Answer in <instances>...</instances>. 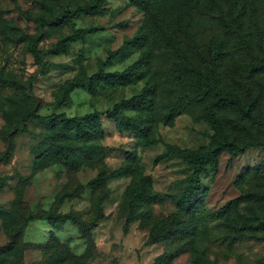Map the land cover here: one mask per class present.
Returning <instances> with one entry per match:
<instances>
[{"label": "rangeland", "instance_id": "374dc122", "mask_svg": "<svg viewBox=\"0 0 264 264\" xmlns=\"http://www.w3.org/2000/svg\"><path fill=\"white\" fill-rule=\"evenodd\" d=\"M94 1L0 0V207L10 212L0 217V248L13 242L12 251L0 249V264H264V224L256 230L259 240L245 238L229 249L223 242L237 234V218L253 226L256 217L264 219V171L257 179L251 174L241 178L246 169L260 165L264 148L238 156L222 152L205 167L199 186L203 210L226 206L244 188L252 198L219 226L201 227L177 207L190 174L186 163L178 158L154 161L169 147L204 152L220 142L201 116L211 103L168 123L152 118L155 144L145 147L106 117L114 104L144 91L154 93L155 108L163 114L182 97L196 94L188 81L190 70L211 73L209 88L252 105L248 121L223 113L225 132L239 146L264 145V0H198L186 18L189 38L168 27L179 57L166 41L148 35L151 78L128 86H100L91 94L77 83L99 70L122 72L139 59L141 51L129 44L141 42L146 25L142 8L132 0H104L97 15L42 30L33 12L40 6L50 17L66 5L75 9ZM93 28L100 31L73 44L67 56H43L76 30ZM24 37H38L39 59L26 51ZM92 113L99 116L104 134L90 133L85 142L74 135L58 137L48 124L33 119ZM127 153L134 154L132 160ZM125 164L133 167L131 176L110 177ZM143 176L150 178L153 201L134 205L127 190ZM43 213L68 219L57 229L34 221L19 230L29 215ZM166 223L173 224L168 239L152 244V236L161 234ZM50 232L56 238L50 239Z\"/></svg>", "mask_w": 264, "mask_h": 264}, {"label": "trees", "instance_id": "16d2710c", "mask_svg": "<svg viewBox=\"0 0 264 264\" xmlns=\"http://www.w3.org/2000/svg\"><path fill=\"white\" fill-rule=\"evenodd\" d=\"M139 5L145 16L146 25L143 27L141 42L137 39L129 45L136 47L141 51L139 59L131 66L124 69L122 72H104L99 70L97 73L89 77L85 82L77 83L83 88H87L91 94L97 92V88L100 86H128L132 85L140 80L151 78V65L153 53L148 49L146 42L148 41V35H152L160 41H166L168 47L172 49V55L179 57L180 53L175 43L174 36H168V27H172L175 31L185 34L186 38L191 36L190 33V22L187 20L192 16V7L198 0H132ZM104 4V0H95L89 5L79 6L75 9L69 6H64L59 14L46 17L35 9L33 12V21L37 25L39 30L44 28H58L66 26L69 23L77 20L83 16H94L97 15ZM175 11V15L170 11ZM170 15V16H169ZM25 16L31 18L29 13H25ZM175 16V17H174ZM187 18V19H186ZM100 29H79L59 40L54 48L47 50L43 53L45 57H59L67 56L69 54L70 47L82 41L88 36H92L98 33ZM24 41L27 44L26 51L31 53L36 59H39V52L37 50L38 37H24ZM181 64V63H180ZM190 75L188 78L191 88L195 91L194 96H184L177 103L168 107L163 114H160L155 108L154 104V93L144 91L142 94L131 98L129 101H121L114 104L110 110L106 112L108 120L112 121L119 132L129 133L134 136L143 147L155 144L154 140L151 139L149 123L152 118H159V122L168 123L173 116H179L181 114L189 113L191 110L198 107H203L208 101L211 106L202 113L203 120L210 125L213 129L216 137L219 139V143L209 147L204 152L199 151H182L177 147H169L166 152L156 157L155 163L169 160L172 158L182 159L190 170V174L187 177V183L185 188L180 194L177 207L185 212L190 217L191 221H195L197 226H209L212 224L213 227L219 226V224L226 218H230L235 214V211L245 204L249 205L251 202V192L244 188L240 197L234 201L228 203L226 206L214 211L208 212L202 209V201L199 199V186H200V175L205 167L215 162V159L222 152H228L232 156H238L244 154L250 149H261L264 145L261 143L248 142L244 146H239L236 142L230 138L225 132L223 126V120L221 115L223 113H232L239 115L245 121L251 120L252 118V105L241 102L237 97H233L228 94H223L218 88H209L207 82L209 81L210 74H202L200 72L189 71ZM188 73V74H189ZM195 76V78L193 77ZM72 85H69L66 91H69ZM63 103H67L66 99H62ZM132 110L135 112L134 116L125 114L126 110ZM33 119L40 123H46L54 130L56 136L66 138L70 135H74L79 141L85 142L90 133H95L98 136H103V129L99 116L97 114H88L81 118H65L62 115L52 114L48 117H37ZM134 154L127 153L128 159H133ZM58 158L60 160H66V157L59 153ZM264 171V157L260 162V165L246 169L242 174L241 178H245L247 174H251L252 178L257 179ZM133 173V167L131 164H125L122 168L111 173V178H123L131 176ZM96 181H92L89 185H94ZM151 181L148 176H143L139 180L134 181L133 185L127 190L132 195L134 205L148 204L152 199V190L150 189ZM133 203L131 207H133ZM9 211L3 210L0 207V217L7 218ZM145 216L144 214L140 215ZM67 215H52L43 213L40 215H29L23 225L19 228L21 232L27 227L28 224L34 221H46V223L52 228H60L67 220ZM257 225L253 226L252 222L247 219L237 218L238 232L234 237L224 240L225 248L229 249L232 245L240 242L243 239H255L259 240L256 235L257 229H262L264 224L263 218H255ZM170 222L175 224L177 218L173 217ZM173 224L168 223L162 225L163 232L159 235L152 236V244H156L168 239L169 229ZM252 235H248V234ZM250 237H245V236ZM55 235L50 232V239ZM12 238V237H11ZM56 238V237H55ZM48 239V240H50ZM12 241L9 242L5 247L0 249L13 250ZM48 243H45L44 247H47ZM199 252V251H198ZM204 252V251H202Z\"/></svg>", "mask_w": 264, "mask_h": 264}]
</instances>
